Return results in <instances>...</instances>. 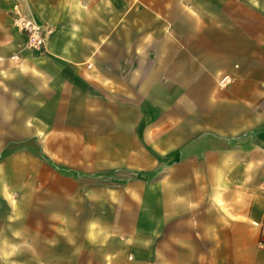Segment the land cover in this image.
<instances>
[{"label":"crops","instance_id":"1","mask_svg":"<svg viewBox=\"0 0 264 264\" xmlns=\"http://www.w3.org/2000/svg\"><path fill=\"white\" fill-rule=\"evenodd\" d=\"M0 264H264V0H0Z\"/></svg>","mask_w":264,"mask_h":264},{"label":"built area","instance_id":"2","mask_svg":"<svg viewBox=\"0 0 264 264\" xmlns=\"http://www.w3.org/2000/svg\"><path fill=\"white\" fill-rule=\"evenodd\" d=\"M13 23L20 33L25 36L27 48L41 52L44 48L45 39L50 35L51 28L38 23L33 17H27L21 14L17 9L13 11ZM231 82L229 76H222L217 85L219 88H225Z\"/></svg>","mask_w":264,"mask_h":264}]
</instances>
